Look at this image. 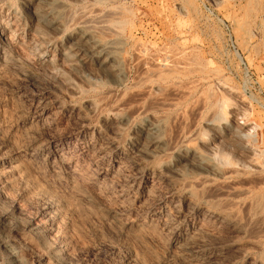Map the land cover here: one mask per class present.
<instances>
[{"label":"rangeland","instance_id":"1","mask_svg":"<svg viewBox=\"0 0 264 264\" xmlns=\"http://www.w3.org/2000/svg\"><path fill=\"white\" fill-rule=\"evenodd\" d=\"M0 264H264V0H0Z\"/></svg>","mask_w":264,"mask_h":264},{"label":"bare ground","instance_id":"2","mask_svg":"<svg viewBox=\"0 0 264 264\" xmlns=\"http://www.w3.org/2000/svg\"><path fill=\"white\" fill-rule=\"evenodd\" d=\"M36 1H37V0H36ZM44 1H45V0H44ZM46 1H47V0H46ZM38 3H39V1H38ZM37 6H38V5H37ZM37 6H36V7H37ZM39 9H40V8H39ZM39 9H38V10H39ZM33 10H34V9H33ZM36 11H37V10H36ZM36 11H35V16H39V17L42 16V15H39L38 12L36 13ZM41 11H42V10H41ZM44 11H45V10H44ZM33 12H34V11H33ZM33 12H32V14H33ZM45 13H46V12H45ZM32 14H31V15H32ZM42 14H43V13H42ZM38 19H41V18H38ZM45 19H46V18H45ZM50 20H51V19H50ZM41 21H43V20H41ZM45 22H46V21H45ZM53 24H54V23H53ZM95 37H96V36H95ZM91 38H92V37H91ZM85 39H86V38H85ZM116 40H117V39H115V41H116ZM100 41H101V40H100ZM100 41H97V40H91L90 44H92V46H91V48H92V52H93L92 55L96 54L97 51H101L102 53L105 52L106 59H111V57H112L111 54H110L111 52H110V53H106L107 51H104V50H103V46H102V44H101ZM117 41H118V40H117ZM107 43H108V42H107ZM115 43H116V42H115ZM117 43H118V42H117ZM108 44H109V43H108ZM107 46H109V45H107ZM104 47H105V45H104ZM107 48H108V47H107ZM107 48H106V49H107ZM104 49H105V48H104ZM110 49H111V48H110ZM112 49H113V48H112ZM117 49H118V48H117ZM76 51H77V50H76ZM80 51H81V50H80ZM85 51H87V50H85ZM103 51H104V52H103ZM87 53H88V51H87ZM84 54H85V53H84ZM100 55H101V54H100ZM104 57H105V56H104ZM89 58H92V57H89ZM112 58H113V57H112ZM98 59H99V58H98ZM101 59H102V58H101ZM101 59H100V60H101ZM114 59H115V58H114ZM95 60H96V59H95ZM102 61H105L104 58H103ZM108 61H109V60H108ZM108 61H107V62H108ZM111 61H115V60H112V59H111L110 62H111ZM105 62H106V61H105ZM112 63H113V62H112ZM110 65H111V64H110ZM102 66H104V65H102ZM106 67H108V66H106ZM103 68H104V67H103ZM107 69H108V68H107ZM108 70H109V69H108ZM114 70H115V68H114ZM110 71H111V70H110ZM119 71H120V70H119ZM119 71H118V72H119ZM118 72H117V73H118ZM108 73H109V72H108ZM113 73H114V72H113ZM111 75H112V74H111ZM113 77H114V76H113ZM115 77H116V76H115ZM144 123H145V122H144ZM150 123H151V122H150ZM148 124H149V123H148ZM136 127H137V126H136ZM154 127H156V126H154ZM154 127H153V128H154ZM144 129H145V128H144ZM151 130H152V128L147 127V131H146L147 134H149V132H151ZM143 132H144V131H143ZM156 132H157V131H156ZM152 134H153V133H152ZM154 134H155V132H154ZM156 135H157V133H156ZM156 135H155V136H156ZM147 136H148V135H147ZM150 137H151V135H150ZM144 138H145V136H144ZM152 138H153V137H152ZM152 138H151V139H152ZM141 139H142V138H141ZM153 139H154V138H153ZM147 140H148V139H147ZM147 140H146L145 142H148ZM158 143H159V142H158ZM153 144H154V143H153ZM141 145H142V144H141ZM154 145H155V144H154ZM146 146H147V145H146V143H145V147H146ZM141 147H143V146H141ZM146 148H147V147H146ZM147 149H148V148H147ZM147 149H145V150L147 151ZM149 149H150V148H149ZM145 150H144V151H145ZM191 157L193 158V156H191ZM196 163H197V162H196ZM196 163H195V164H196ZM198 163H199V162H198ZM199 165H200V164H199ZM191 166H192V165H191ZM208 166H209V165H208ZM216 214H217V213H216ZM222 218H223V217H222Z\"/></svg>","mask_w":264,"mask_h":264}]
</instances>
